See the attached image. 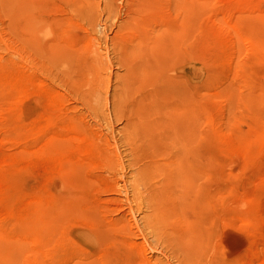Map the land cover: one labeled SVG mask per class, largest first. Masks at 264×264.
<instances>
[{
  "label": "rangeland",
  "instance_id": "rangeland-1",
  "mask_svg": "<svg viewBox=\"0 0 264 264\" xmlns=\"http://www.w3.org/2000/svg\"><path fill=\"white\" fill-rule=\"evenodd\" d=\"M186 110L191 193L135 198ZM0 264H264V0H0Z\"/></svg>",
  "mask_w": 264,
  "mask_h": 264
},
{
  "label": "bare ground",
  "instance_id": "bare-ground-1",
  "mask_svg": "<svg viewBox=\"0 0 264 264\" xmlns=\"http://www.w3.org/2000/svg\"><path fill=\"white\" fill-rule=\"evenodd\" d=\"M167 43L160 42L157 46L153 47L148 46L149 54L144 55L141 59V71H143L146 75H150L152 77L151 81L155 82V84H160L162 86H166L168 84L172 85L173 82L177 80V78L169 77L162 70L166 67L167 58H164L161 53H164V49L162 46ZM152 49H155V55L150 54ZM160 50V51H159ZM127 70H129V66H127ZM120 87V86H118ZM187 87V86H186ZM183 92V90H180ZM89 100V96H84V101L87 103ZM140 107L131 108L129 110L120 111V107L116 106V117L123 118L128 121L126 142L130 145L131 150L137 151L138 147L135 142V134L129 135L134 132L136 129V119L137 112ZM186 110L182 114H177L176 111H172V116L168 113L165 114V120H163V124L160 126L159 132L160 137L166 138L168 137V141L163 144L166 149L171 151V156L167 161V167H164L160 162L155 161L154 163L140 165V177L144 181H149L151 177L154 175H158L163 177V182L161 185H151L148 184L145 186V191L143 193L134 194L135 198L141 199H154L159 195H163L164 198L176 196L177 198L188 197L192 190V171H191V163H193V155L191 151V137H190V117L186 116L189 112ZM165 121L166 124H165ZM162 150V148H159ZM139 166V167H140ZM163 168H169L166 172ZM174 183L176 186L175 191L167 192L166 188L169 184ZM148 191H151L148 193ZM147 195V196H146Z\"/></svg>",
  "mask_w": 264,
  "mask_h": 264
}]
</instances>
